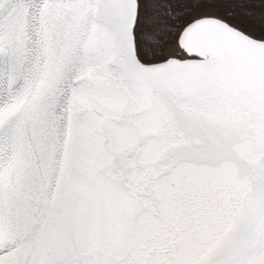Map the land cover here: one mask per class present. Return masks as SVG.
Segmentation results:
<instances>
[{
  "label": "snow or ice",
  "instance_id": "6c2138e0",
  "mask_svg": "<svg viewBox=\"0 0 264 264\" xmlns=\"http://www.w3.org/2000/svg\"><path fill=\"white\" fill-rule=\"evenodd\" d=\"M0 264H264V0H0Z\"/></svg>",
  "mask_w": 264,
  "mask_h": 264
}]
</instances>
